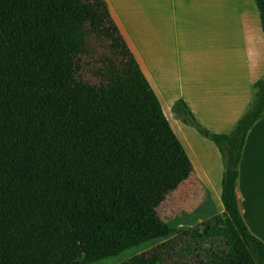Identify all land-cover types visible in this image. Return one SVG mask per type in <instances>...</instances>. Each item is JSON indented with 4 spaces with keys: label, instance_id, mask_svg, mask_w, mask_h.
<instances>
[{
    "label": "trees",
    "instance_id": "1",
    "mask_svg": "<svg viewBox=\"0 0 264 264\" xmlns=\"http://www.w3.org/2000/svg\"><path fill=\"white\" fill-rule=\"evenodd\" d=\"M255 1L264 31V0ZM108 15L105 0H0V41L17 18L48 42L16 81L0 71V264L96 260L133 234L174 231L147 251L155 264H264V240L237 192L248 135L264 117V77L230 132L201 124L185 98L174 104L224 154L226 211L216 222L173 228L171 196L197 174Z\"/></svg>",
    "mask_w": 264,
    "mask_h": 264
},
{
    "label": "rangeland",
    "instance_id": "2",
    "mask_svg": "<svg viewBox=\"0 0 264 264\" xmlns=\"http://www.w3.org/2000/svg\"><path fill=\"white\" fill-rule=\"evenodd\" d=\"M105 1L111 26L123 36L129 57L155 88L197 174L193 185L180 188L171 196L174 209L166 222L173 228L186 229L218 221L226 211L221 196L224 154L205 132L185 122L174 104L185 98L199 122L212 131L234 129L254 101L253 96L246 106L236 96V86L230 79L235 74L242 75L247 84L252 65L259 57L251 52L249 40L254 38V43L259 44L260 40L251 32L257 34L258 27H263L255 0H241L244 12L234 13L231 26L237 24L236 34L225 40H219L223 37L220 35L216 43L205 18L207 0H196L195 6L187 4L188 7L184 4L192 3L190 0ZM3 32L7 34L0 41V71L16 81L19 70L29 63L33 54L48 51V42L17 18L6 23ZM225 58L226 75H222ZM216 63L219 71L215 76L212 67ZM239 169L240 208L252 231L264 240V118L254 125L247 138ZM175 234L174 231L163 236L151 235L145 240L133 234L114 255L96 260L80 255L73 264H155L147 251Z\"/></svg>",
    "mask_w": 264,
    "mask_h": 264
},
{
    "label": "crops",
    "instance_id": "3",
    "mask_svg": "<svg viewBox=\"0 0 264 264\" xmlns=\"http://www.w3.org/2000/svg\"><path fill=\"white\" fill-rule=\"evenodd\" d=\"M190 1L192 3H185L184 6L188 7L187 4H189L190 6L196 5V0H190ZM243 3L244 2H242L241 0L240 1L238 0H207L206 1V4H205L206 5V17L205 18L207 22L210 24L209 25L210 34L211 33L215 34V38H214L215 43L218 41L217 38L220 35H223V37L220 36L219 40L222 38L225 40V38H228L236 34L237 24L233 28H231L232 22H233V16H234V13L241 14L244 12ZM226 9H228V12H229L228 14H226ZM259 11H260V8H259ZM260 17H261V11H260ZM261 20H262V17H261ZM251 35H256L257 38L260 40L259 44H255L254 38L249 39L251 41V46L253 47L251 52L255 54V56L261 57L262 60L260 61L259 57H257L256 63L252 65V69L250 72V80L247 84L244 83V78L242 75L238 77V75L235 74L230 79L231 82L236 86L234 90L236 96H238L242 101L246 102V106L250 105V103L252 102L251 99L253 98V96L255 99L256 82L260 78H262V76H264V31H263V27L262 29L258 27V33L256 34L254 31V32H251ZM231 54L232 55L234 54L232 50L230 52V55ZM218 71H219L218 63H216L212 67V72L216 76ZM225 73H226V58H225V61L223 62L222 75H226ZM245 90L248 91L247 94L244 93Z\"/></svg>",
    "mask_w": 264,
    "mask_h": 264
}]
</instances>
